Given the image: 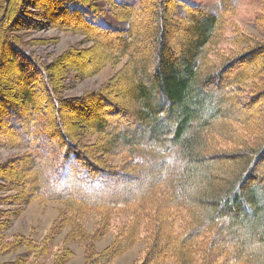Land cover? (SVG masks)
I'll return each instance as SVG.
<instances>
[{"label":"trees","instance_id":"16d2710c","mask_svg":"<svg viewBox=\"0 0 264 264\" xmlns=\"http://www.w3.org/2000/svg\"><path fill=\"white\" fill-rule=\"evenodd\" d=\"M259 1L264 4V0ZM100 2L106 3L112 11V23L105 20ZM217 6L219 10H214L185 0H0V11L3 9L5 14L0 19V28L5 30L4 33L10 34L9 23L14 30H21V24L13 23L30 20V14L45 19L43 23L29 21L31 29L33 24H43V27L82 34L92 42L85 49L69 46L51 60L48 56H33L25 48L21 34H10L9 45L0 34V46L3 41L6 44L2 47H10L1 65L9 67L18 60L25 66L23 68L19 63L18 71L24 73L18 80H13L18 86V81H22L21 87L15 88L0 77V146L4 149L20 146L28 151L22 157L8 160L11 174L17 171L24 174L18 176V180L23 181L25 190L20 189L21 193L10 200L16 201L24 195L44 200L59 199L65 206V219L69 213L78 216L96 209L107 213L126 210L132 214L144 206L149 207L139 212L144 220L135 216L134 225L126 220L119 226V230L126 228L127 236L117 239L103 252L90 255L89 261L93 263L104 264L133 245L135 236L131 234L143 221L146 228L152 226L153 235L146 244V255L141 264H195L194 257L199 253L204 264H249L251 260L245 257L250 255L252 258L258 256L252 264H264V255L259 254L260 249H264V176H258L262 177L261 184L250 183L255 178L257 164L264 158V36L240 31H234L235 35L230 38L224 36L227 16L236 3L218 0ZM99 15L101 18L95 21ZM145 15H154L160 23L159 54L155 56L158 60L152 72L149 52L130 50L138 40L136 29ZM123 21L125 25L120 27L114 23ZM164 25L183 29L186 34L180 38L178 48L174 50L176 57L172 60L163 57L170 49L165 42ZM250 26L261 29L264 34V7ZM150 33L154 34L155 30ZM114 40L123 47L109 51L112 55L98 57L96 64L88 69L85 70L83 63L88 58L76 62L75 55L84 57L99 44ZM46 41H58V37L46 38ZM222 41L233 45L240 43L241 48L226 54L224 49L218 48ZM28 43L41 42L37 38L36 42L35 39L25 41ZM122 56L128 57L126 64L104 85L78 96L61 95L70 75L67 69L76 73L73 78L82 80L110 60ZM239 65V71L223 82L230 84L227 94L220 95L219 92V97L213 96L208 88L220 87L221 77ZM49 69H54L50 75ZM8 73V70L4 71L5 76H10ZM37 76L44 81L41 87ZM119 76H126L132 83L128 93L138 103L134 112L130 111L134 122L149 128L156 138L147 140L137 134L131 137L114 133L103 117H95L93 122L79 118L81 123L77 126L61 122L60 107L69 108L75 101L79 111L84 103L82 100L100 95L101 89L110 87ZM39 89L43 90L44 98L38 93ZM34 98L35 102L32 101ZM40 99L45 103H37ZM97 99L94 105L85 103L81 107L90 113L100 106ZM236 101L249 103L252 107L248 112H237L230 103ZM226 104H230L228 109L222 108ZM205 112L207 115L204 116ZM165 119L169 122L168 127L163 124ZM68 126L70 129L76 126L75 134L84 128L86 132L97 134L99 140L94 144H83L77 134H69ZM161 132L170 137L159 138ZM99 153L109 158L128 155L129 161L106 167L100 163ZM82 157L86 162L80 160ZM153 161L162 169L156 173L158 175L135 186L132 194H111L118 177L138 181L139 173L153 169L149 167ZM137 166L147 169L141 168L137 174ZM214 171L221 173L217 175ZM0 178L6 182L5 174L0 172ZM180 209L185 214H180ZM176 217L183 219L178 231L174 227ZM240 226L253 231L249 237L257 254L248 251L245 240L230 236V232L238 231ZM213 253L224 259L220 262L218 257L215 263Z\"/></svg>","mask_w":264,"mask_h":264},{"label":"rangeland","instance_id":"374dc122","mask_svg":"<svg viewBox=\"0 0 264 264\" xmlns=\"http://www.w3.org/2000/svg\"><path fill=\"white\" fill-rule=\"evenodd\" d=\"M51 1L52 0H49V2ZM185 1L203 4L210 7L211 9L219 10L217 6L218 0ZM234 2L236 3V7L227 16L224 36L230 38L235 35V32L239 31L245 34H254L260 37L262 35L264 36L261 29L258 30L250 26V24L252 23V19L261 12L264 4L259 0H234ZM100 7L103 9V13L106 15L104 16L105 20L112 23L114 21V18H112V11L109 10L108 5L106 3H101ZM0 12H2L0 19H3L5 15L3 9H1ZM56 17H58V15ZM28 18L30 20L23 19L26 21H23L22 23L18 21L13 23L18 25L21 24V30H14L13 26L11 25L12 23H9L7 29L8 27L9 29L11 28V31H9V33L12 36H17V34L22 35L23 43L24 45H26L25 48L30 51L33 56H40L41 58H44V56H48L47 58L54 60L59 54L62 53V50L66 49L69 46H75L76 49L78 48L79 50L88 48L92 45V42L86 40L85 36L82 34H72L71 32H64L59 30L58 28L48 26L43 27V24L41 26L33 24V28L31 29L30 22L35 23V21L38 20L39 22H42L45 21V19L37 18L30 14H28ZM100 18L101 15H99V17H96L95 21L99 20ZM27 21L28 23L26 25ZM114 23H117L115 25H117L118 27L125 25L124 21L121 23ZM159 24L160 23L158 21V18L154 15H145L144 17H142L139 26H137L136 29L138 40L130 48L131 51L140 50L142 52L147 50L149 52L150 72L154 71L153 69L156 68V61L158 60V58L155 59V56H158L159 54V41L157 38L159 34ZM163 27L164 31L167 32V38L165 39V42H167L168 46H170V51L166 50L163 53V57L167 56V60H172L174 57H176L174 50H177L179 41L181 40L180 38H184L186 34L183 32V29L174 28L173 26L171 27V25H164ZM3 30V28H0L1 37L3 41H6L9 45L11 35L7 34L6 32L4 33L5 30ZM153 30H155V33H150V31ZM132 31L133 33H135L134 30ZM55 37H58V41L47 43L46 38ZM37 38H39V41L41 43L25 44V41L29 42L33 39H35L36 42ZM3 41V44H1L0 46V77L4 80L7 79L11 84L14 85L15 88L21 87L23 86L22 81H18L20 83V86H18L13 82V80H18L19 75L22 73V70L18 71V69H20L21 65L23 68L25 66L23 65V63H21V61L18 62V60H16L15 64L9 65V67L1 65L4 62L3 57L5 55L8 56L7 53L10 52V47L8 45L7 47H2V45L6 44ZM114 41L115 42H111L108 44H99L90 52L85 53L84 57L75 55L74 57L76 59V62L80 63L84 61V58H88V61L83 62L85 70L88 69V66L96 64L95 61L98 57L112 55L109 51L114 50L115 48L120 49L121 47H123L122 44L116 42L117 40ZM240 46V43L233 45L232 43H225L224 41H222L219 44L218 48L224 49L223 51L226 54H230L235 50H240ZM91 58L93 59L91 60ZM127 60V56L114 58L107 62L100 69H98L97 72L82 80H79V77L73 78V76H76V73L73 72L72 69H67L70 75L69 79L67 80V88H65L61 92V95L65 97H68L70 95L78 96L84 91L94 90L98 88L103 83L105 84V82L112 76H114L119 70H121L126 64ZM19 63H21V65H19ZM29 65L30 63H28V66ZM239 67L240 65L238 67H233L229 70V73L224 74V76L221 77L222 85L220 87L213 85L212 87L208 88V91L212 93L213 96L218 95L219 97V92L220 95L221 93L223 95H226L227 88L230 86V84L227 82V84L224 85L223 82L227 79L229 80V78L227 77L234 76L239 71ZM6 70L11 73H8L10 74V76L4 75V71ZM49 71L50 75L52 74L54 69H49ZM36 80L39 81L38 84L41 87V84L44 83L42 77L37 76ZM54 82L57 85V81L55 79ZM131 84L132 83L128 81V78L126 76H122L121 78L119 76L110 87H107V89H101L104 95L103 93H100V95H95L93 97L82 100V102L84 103H82L81 106L85 103L87 105H94V103L96 102L94 100L98 97L97 100L100 106L98 107V109L93 108L94 110L90 113H88L81 106L78 111L76 104H74L75 101L70 104L69 108L63 106L60 107L61 109L59 113H61V122L66 124L72 123L76 124L77 126L79 123H81L79 122V118L87 122H93L95 121V117H103V119L105 120V124L107 123L106 126H108L109 129H111V131L114 133H120L121 135L129 134V136L131 137L137 134L138 137H142L147 140L156 138L155 136H153V133L149 128H147L143 124L134 122V116L130 114V111L134 112L138 105L137 100L133 96H131L130 93H128ZM34 93L37 94L35 91ZM38 93L42 98H44L45 94L42 89H39ZM107 100L110 101L111 104H107ZM32 101L35 102V98ZM214 101L216 102L217 99L214 98ZM37 103L40 104L45 102L44 99H40L39 102L37 101ZM230 103L234 105V108L237 112H248L252 107V105L249 103L243 104L242 102L237 101L235 103ZM229 105L230 104H226L222 106V108L228 109ZM203 115H207V112H205ZM1 121L2 120L0 118V123ZM168 123L169 122L167 119L163 121V124L166 127H168ZM76 126H71V129L68 126L70 130L69 134L72 136L77 134V137L81 140V143L94 144L99 140V136L97 134L86 132L87 130L84 128L78 129L75 134ZM159 135V138L170 137L169 135L164 136L163 133ZM120 141L121 139L119 138L118 143ZM52 152L54 155L56 154V150L54 148L52 149ZM139 152L141 154L143 153L142 150H139ZM27 153L28 151L24 147L18 146L11 147V149H4V147L0 146V166H2V168H0V172L3 174V176L4 174L6 176V182L3 178H0V264H98L99 262L93 263L92 260L89 261L90 255L103 252L117 239L127 236L126 228L124 230H119V226H121L126 220L127 222H131L132 225H134L135 216H137L140 220H144L141 216H139V212L148 210V206L137 209V211L132 214H130L126 210H115L112 213H107L105 211L99 212V210L96 209L97 211H91L88 213L80 214L78 216L69 213L67 215V218L65 219L63 218V210L65 206L59 199L44 200L39 197L30 198L29 196L24 195V197L16 199V201L14 199L10 200V198H13L15 195L21 193L20 189H22L23 191L25 190L23 189L21 183L23 181L18 180L20 179L18 178V176L21 177V175L24 176V174L18 171L11 174V167L7 165L8 160L14 157H22ZM144 154L146 155L147 151H145ZM99 159L100 163L106 167L124 164L129 161L128 155L115 157L112 156L109 158L104 157V155H102L101 153H99ZM80 160L86 162L85 157L80 158ZM155 164L156 161H153L149 165V167L153 169L141 174L139 173L140 169L142 168V170H145L147 169V167L143 168V166H137V174L139 173L138 181L133 180L132 182H130L126 181L125 177H118L115 180V186H113L111 194H113L114 192L117 194L121 192L125 195L132 194V192L135 191L140 183L149 180L153 175H158L156 173L162 170L160 166H156ZM125 169L127 170L126 167ZM219 173L221 172L214 171V174L218 175ZM254 174L255 178H253L250 183L254 181L257 182V184H261L262 177L264 176V158L259 162V164H257ZM13 175L16 177H14ZM258 176L262 177L258 178ZM119 178H122V180H120ZM250 183L249 185H251ZM54 187L55 186H52V188ZM62 188L64 189V187ZM180 210V214H185L182 209ZM101 213L109 216L102 217L98 215ZM182 217L183 216L180 215V218ZM180 218L176 217L174 219V227L176 231L180 230L182 226L183 219ZM145 224V222L140 221L137 225L136 230L131 234L135 236V242L133 243V245L129 246L127 249L123 250L117 255L110 257L104 264H141L146 255V244L151 241L153 235L152 226L150 227V229H148L146 228ZM237 230L238 231L230 232V236H232L236 240H245L248 244V251H252L250 253L257 254V251L251 244V240L249 237L253 231L250 232V230L243 226L238 227ZM108 253L109 252H107V254ZM259 254L264 255V249H260ZM212 256V259L215 263H217L218 257H220V262L224 259L222 256L215 253H213ZM257 257L258 256L256 255L254 258H252L250 255V257L246 256L245 258L248 260L250 259L251 261H249V264H252ZM194 261L195 264H204L201 253L197 254L194 257Z\"/></svg>","mask_w":264,"mask_h":264}]
</instances>
